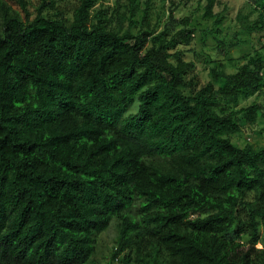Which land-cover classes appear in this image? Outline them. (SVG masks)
<instances>
[{"label": "trees", "instance_id": "1", "mask_svg": "<svg viewBox=\"0 0 264 264\" xmlns=\"http://www.w3.org/2000/svg\"><path fill=\"white\" fill-rule=\"evenodd\" d=\"M100 1L67 17L40 0L31 19L0 0V264H91L114 220L122 264H264V148L228 137L264 105L226 109L264 89V57L198 90L167 31L113 28Z\"/></svg>", "mask_w": 264, "mask_h": 264}, {"label": "rangeland", "instance_id": "2", "mask_svg": "<svg viewBox=\"0 0 264 264\" xmlns=\"http://www.w3.org/2000/svg\"><path fill=\"white\" fill-rule=\"evenodd\" d=\"M7 2L14 9L17 0H1ZM29 15L33 19L38 12L40 0H29ZM80 4V0H58V10L67 17ZM130 0H101L92 10V15L99 11L107 12L112 19V27L122 32L148 31L153 37H158L167 31V39L177 42L174 50L179 52L187 63H193L194 83L198 90L211 81V70L218 67L226 75L235 74L247 63L249 57L257 53L264 57V29L250 32L245 28L246 23L252 24L257 20L259 11L248 0H215L212 16H206V0H138V10L135 15L129 10ZM137 22L133 28V23ZM194 30L190 43L182 41V31ZM217 31V32H216ZM219 40L227 44L222 51ZM151 43L147 47H150ZM264 73V71H263ZM264 105V89L249 98H241L237 104L226 107L227 113L238 112L254 103ZM138 105L132 107L136 112ZM264 114V109L263 112ZM232 143L240 148L252 146L255 149L264 148V116L260 117L254 125L242 128L239 133L230 134ZM119 237L116 220L103 232L96 246V252L91 264H122V256L114 258ZM247 247L250 241L243 237ZM256 250L264 252V226L260 228V241Z\"/></svg>", "mask_w": 264, "mask_h": 264}]
</instances>
